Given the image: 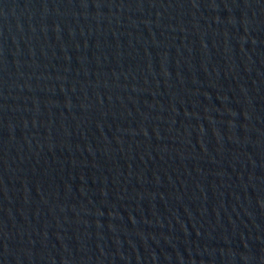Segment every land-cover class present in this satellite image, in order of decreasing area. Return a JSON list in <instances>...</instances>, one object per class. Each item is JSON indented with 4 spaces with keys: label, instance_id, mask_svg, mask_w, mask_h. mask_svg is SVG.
I'll return each instance as SVG.
<instances>
[{
    "label": "water",
    "instance_id": "95a60500",
    "mask_svg": "<svg viewBox=\"0 0 264 264\" xmlns=\"http://www.w3.org/2000/svg\"><path fill=\"white\" fill-rule=\"evenodd\" d=\"M0 264H264V0H0Z\"/></svg>",
    "mask_w": 264,
    "mask_h": 264
}]
</instances>
